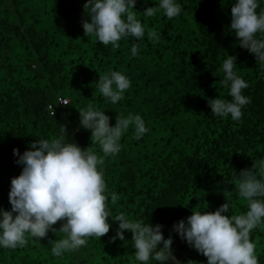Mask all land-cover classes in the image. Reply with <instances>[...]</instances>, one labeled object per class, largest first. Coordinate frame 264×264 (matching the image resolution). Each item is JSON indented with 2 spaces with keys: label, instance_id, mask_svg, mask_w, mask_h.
<instances>
[{
  "label": "trees",
  "instance_id": "trees-1",
  "mask_svg": "<svg viewBox=\"0 0 264 264\" xmlns=\"http://www.w3.org/2000/svg\"><path fill=\"white\" fill-rule=\"evenodd\" d=\"M86 2L0 0V208L11 210V180L23 168L14 148L23 154L37 139L59 135L64 125L69 139L102 155L91 130L80 127L79 109L91 103L105 110L113 126L119 114H140L149 131L138 140L130 128L121 137L120 152L103 165L108 191L119 196L115 203L109 198L111 216L124 213L163 225L165 238L173 237L175 264H206L207 257L173 225L193 210L214 212L227 199L234 205L229 215L246 212L237 175L253 166L259 175L264 164V69L230 30L234 0H177L182 12L171 20L162 10L144 16L159 0H137L133 11L145 25V37L121 40L119 47L85 35ZM148 30L159 34L158 43L148 38ZM228 55L237 58L235 70L249 84L243 92L251 102L239 121L213 115L208 104V98L221 95L231 99L222 84ZM112 70L132 82L115 105L96 89L100 76ZM59 98L68 105L56 106L51 115L48 106ZM111 216L109 232L88 238L78 250L53 256L49 241L63 233L49 231L40 240L29 238L24 247L0 248V264H134L132 233L124 230L125 240L114 241L119 222ZM251 239L264 264V227L252 230Z\"/></svg>",
  "mask_w": 264,
  "mask_h": 264
},
{
  "label": "clouds",
  "instance_id": "clouds-1",
  "mask_svg": "<svg viewBox=\"0 0 264 264\" xmlns=\"http://www.w3.org/2000/svg\"><path fill=\"white\" fill-rule=\"evenodd\" d=\"M136 3L137 0H87L84 9L90 20L82 21L85 35L95 36L104 46L111 44L113 47H119V42L129 37L143 40L146 28L133 11ZM161 10L171 20L181 14L182 6L177 0H159L158 5L147 7L143 14L153 17ZM230 30L239 45L254 54L257 65L264 69L261 0H234ZM147 36L153 44L159 42L157 32L148 30ZM138 54V46L133 44L131 55ZM236 60L235 56L228 55L222 64V84L231 99L222 95L208 98L213 115L230 116L233 121L242 118L243 107L251 102L243 92L249 84L235 70ZM131 86L130 77L117 70L100 76L96 83V89L113 105L123 99ZM65 105L68 99L59 98L48 110L50 107L53 111L51 114L49 110L50 114L55 115L56 106ZM79 113L80 127L91 130V140L100 146L102 155L69 139L64 125L59 135L37 139L23 154L19 148H14L13 153L18 157L16 163L23 168L11 180V210L0 208V248L24 247L29 238L40 240L51 231L63 233L62 237L49 241L51 254L59 257L85 246L90 237L101 238L112 227L108 221L111 216L109 198L115 203L119 196L108 191L103 168L105 158L120 152L121 137L130 128L138 140L149 129L140 114H119L113 126L105 110L91 103L80 108ZM254 168H245L236 174L238 194L248 202L246 212L229 215L234 205L227 199L214 212L193 210L190 216L173 225L182 240L207 257L206 264H260L251 232L258 226L264 227V164L259 165V175ZM112 218L119 222L116 235L112 237L114 241L117 238L125 240L124 230L132 233L134 264H167L169 261L175 264L173 237L165 238L163 225L153 226L124 213ZM58 221L62 222L59 229L54 227ZM187 264L197 262L189 260Z\"/></svg>",
  "mask_w": 264,
  "mask_h": 264
},
{
  "label": "built area",
  "instance_id": "built-area-1",
  "mask_svg": "<svg viewBox=\"0 0 264 264\" xmlns=\"http://www.w3.org/2000/svg\"><path fill=\"white\" fill-rule=\"evenodd\" d=\"M61 104H63V103L61 102ZM49 110H50L51 114H53V111L50 109V107H49ZM54 112H55V106H54Z\"/></svg>",
  "mask_w": 264,
  "mask_h": 264
}]
</instances>
